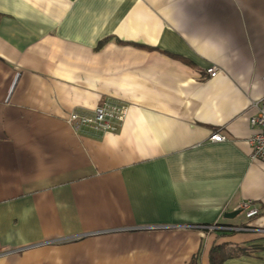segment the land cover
Segmentation results:
<instances>
[{"label":"crops","instance_id":"1","mask_svg":"<svg viewBox=\"0 0 264 264\" xmlns=\"http://www.w3.org/2000/svg\"><path fill=\"white\" fill-rule=\"evenodd\" d=\"M263 98L264 0H0V264H264ZM105 100L120 134L66 124Z\"/></svg>","mask_w":264,"mask_h":264},{"label":"built area","instance_id":"2","mask_svg":"<svg viewBox=\"0 0 264 264\" xmlns=\"http://www.w3.org/2000/svg\"><path fill=\"white\" fill-rule=\"evenodd\" d=\"M219 70L216 66H212L206 70V73L214 78ZM255 109L254 114L249 119V125L252 130L248 140L250 146L249 158L251 161H260L264 163V98L252 104ZM129 106L126 104L116 103L110 100L103 101L90 114L81 111H73L66 117V124L75 132L80 133L83 130H91L101 134L118 135L122 131L123 123L127 117ZM226 138L219 133L211 135L209 141L213 143L224 142ZM238 210L248 221L260 217L261 208L252 201H244L239 205ZM208 232L213 231H256L252 225L242 228H234L232 226L213 225L201 226ZM145 229H154L147 227Z\"/></svg>","mask_w":264,"mask_h":264},{"label":"trees","instance_id":"3","mask_svg":"<svg viewBox=\"0 0 264 264\" xmlns=\"http://www.w3.org/2000/svg\"><path fill=\"white\" fill-rule=\"evenodd\" d=\"M225 234L226 233H223V235ZM247 253L248 249L245 247H234L225 243L220 245L213 244L208 253V262L209 264H223L227 259ZM192 264H196V258L193 260Z\"/></svg>","mask_w":264,"mask_h":264},{"label":"water","instance_id":"4","mask_svg":"<svg viewBox=\"0 0 264 264\" xmlns=\"http://www.w3.org/2000/svg\"><path fill=\"white\" fill-rule=\"evenodd\" d=\"M240 214L239 210L233 211V212H229L227 214L224 215L225 219H234L236 218L238 215Z\"/></svg>","mask_w":264,"mask_h":264},{"label":"rangeland","instance_id":"5","mask_svg":"<svg viewBox=\"0 0 264 264\" xmlns=\"http://www.w3.org/2000/svg\"><path fill=\"white\" fill-rule=\"evenodd\" d=\"M242 217V214L240 213L238 216H237V218H241Z\"/></svg>","mask_w":264,"mask_h":264}]
</instances>
